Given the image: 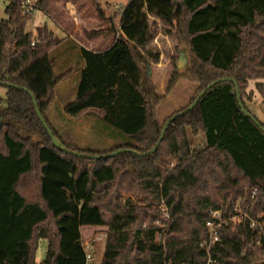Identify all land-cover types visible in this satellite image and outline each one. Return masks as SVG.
I'll use <instances>...</instances> for the list:
<instances>
[{
  "label": "trees",
  "instance_id": "trees-1",
  "mask_svg": "<svg viewBox=\"0 0 264 264\" xmlns=\"http://www.w3.org/2000/svg\"><path fill=\"white\" fill-rule=\"evenodd\" d=\"M92 1L115 42L102 52L82 48L86 66L65 112L73 118L95 115L117 131L110 148L65 139L47 116L63 77L51 56L62 40L47 26L34 38L27 29L34 11L27 12L23 0H11L0 22V87L6 89L0 93V264H85L82 228L103 226L101 264H207L200 246L208 237L207 221L215 210L227 220L237 215V206L249 218L235 228L226 224L211 255L217 264H264V229L251 227L264 222V131L240 107L233 81L210 88L194 109L168 125L157 150L144 155L86 158L65 152L54 144L33 98L71 151H150L180 111L161 124L156 109L162 97L148 88L145 61L158 63L160 55L147 47L160 21L190 53L183 68L172 57L169 89L181 78L199 84L183 109L211 82L228 77L237 81L250 111L251 80L264 103V0H130L118 24L104 0ZM35 6L48 12L50 0H36ZM189 131L203 135L205 144L193 147ZM41 239L48 248L37 262Z\"/></svg>",
  "mask_w": 264,
  "mask_h": 264
},
{
  "label": "rangeland",
  "instance_id": "rangeland-1",
  "mask_svg": "<svg viewBox=\"0 0 264 264\" xmlns=\"http://www.w3.org/2000/svg\"><path fill=\"white\" fill-rule=\"evenodd\" d=\"M10 1L11 0H0V22L2 19L7 17L5 9ZM129 1L130 0H104L103 6L106 8V11L109 14V16L114 17L116 23L118 24L120 21L122 12L125 9V7L128 5ZM33 3L35 4L36 0H33ZM34 13L35 14L33 15L32 19L28 22V27H27L28 31L33 32L34 38H36L38 35L39 27H43L46 24H48L49 27L51 28L57 27L54 21H52L43 10L38 9V10H35ZM152 20H154V17L151 18V21ZM159 25L161 26V28H159V31L156 33L155 37L149 42L147 48L149 50H152L153 53H158L160 52V50H163V52L165 53L164 54L165 57L163 58V64L161 65L151 63L152 73L149 76L148 88H152V90L155 91V93H157L158 96L162 97L156 109L158 121L162 124L173 113L183 109L192 101V98L197 93L199 84L197 82L188 80L187 78H181L171 89H169L170 80L174 72V65L172 64V57L177 58V60L179 61L181 51H183V49H186L185 55L187 56L188 64H189L190 53L187 50V44L186 42H184V40H179L176 37V35L166 33V31L170 30L171 28L169 25L164 24L160 21H159ZM65 33L66 32H64L63 30H60V28L57 27L56 35L58 38L63 39V42L61 43V47L59 48L56 47V49H54V51L51 54L53 59L56 57H58L59 59L58 60L59 66H57L55 69L58 75H60V73L67 71V70L63 71L62 69H68V68L71 69L72 67L75 70L78 69L79 64L81 63L79 58L77 59L74 58L70 60L69 62H66L65 58L67 56L64 53H61L59 50H61L62 48H66L67 46L77 44L76 41H79L87 46L92 45L90 40H88L86 37L82 35L81 31L79 33H76L74 37L73 36L69 37ZM160 33L162 35H160ZM159 46H161V49L159 48ZM158 54L161 55L160 53ZM188 64L186 66H188ZM78 80H79L78 74L72 75L69 79L63 81L62 85L58 87V93L60 92V89L63 86H67L69 91L73 93V91H76V89H78V83H79ZM262 80L264 81V79ZM247 92L248 94L252 95L251 99L249 100L247 99V104H248V107L251 113L259 121H262L264 123V103L256 87L255 80H251L249 82ZM0 93L2 95H6V89L0 87ZM70 97L71 96H64L58 100L59 102L54 103V104L52 102V104L48 106L47 116L56 128H58L57 125L59 122L58 115L62 113V105L64 102L70 101L71 99ZM67 116L71 118L72 120H76L75 118L70 117L69 115ZM88 120H89L88 118L82 119V122L84 125L83 127L84 139L89 140L92 143L91 145L93 146H100L104 144L106 137L103 134L97 135L95 133V129H94L95 127ZM2 121H4V119L2 116H0V122ZM189 138L192 141L193 147H201L205 144V137L203 135L196 136L191 131H189ZM34 139L39 140V137L35 135ZM164 205L165 204L162 203L163 210H166V206ZM237 211L239 212V215L235 216L232 221H230L227 218V223H226V224L231 223L234 228L237 224L243 223V221L246 218H249V212L245 211V209L238 207ZM263 214L264 213H261L260 216H263ZM225 225H223L222 228ZM256 226L257 227L259 226V229L263 230L264 222L260 220L259 221L257 220V222H252L251 227L255 229L257 228ZM101 231H107V227L103 226V227L84 229L83 243L86 245L88 241L93 242L97 236V233ZM258 245H259V242H258ZM93 246H94V249H95V252L98 258L101 259L102 254L104 252V248H105V240L95 241L93 243ZM47 248H48V241L41 239L39 241V248L37 250V259L44 258L47 252Z\"/></svg>",
  "mask_w": 264,
  "mask_h": 264
},
{
  "label": "crops",
  "instance_id": "crops-1",
  "mask_svg": "<svg viewBox=\"0 0 264 264\" xmlns=\"http://www.w3.org/2000/svg\"><path fill=\"white\" fill-rule=\"evenodd\" d=\"M103 4V2H102ZM45 12V11H44ZM48 17L54 21L56 26L66 32L69 37H74L76 33L82 32V35L86 37L92 45L87 46L79 41H76L77 44L67 46L66 48H62L59 50L61 53H64L67 57L65 58L66 62L74 58H79L80 64L78 69H62L63 73H60L58 76H63L61 81L57 84L55 88V98L53 100V104L59 102L58 100L64 96H71L70 101H72L77 94L76 91L71 93L67 86H63L58 93V87L62 85V82L69 79L72 75L78 74L80 81L81 71L86 66L85 58L82 54V48H86L93 52H102L109 49L115 42V35L108 31L110 27V23L102 20L99 17L98 9L92 0H51L48 12H45ZM35 14V13H34ZM109 16V14L107 13ZM110 17V16H109ZM50 30H52L55 35L57 32V27L51 28L48 24H46ZM44 27V26H43ZM92 31H101L98 35L89 36L88 33ZM160 35H162L160 33ZM57 36V35H56ZM61 39V38H59ZM63 42V39H61ZM61 42V43H62ZM61 43L57 46V48L61 47ZM161 49V46H159ZM56 49V48H55ZM186 50V49H183ZM58 51V50H57ZM58 53V52H57ZM56 53V54H57ZM160 59L158 63H153L157 65L163 64V58L165 57V53L163 50H160ZM55 69L59 66L58 57L55 58ZM151 64V63H150ZM56 71V70H55ZM57 73V72H56ZM71 93V94H70ZM66 101L62 105V113L58 115L59 122L57 125L58 131L64 136L65 139L72 141L73 143L78 144L84 148H93V149H104L110 148L116 143V136H118V132L114 129L107 126L99 117L95 115H85L79 118H75L76 120H72L69 118L65 112V106L70 102ZM88 118L89 122L95 127V133L97 135L103 134L106 137L104 144L100 146H93L89 140L84 139L83 137V122L82 119ZM87 228H96V227H83L82 233L84 236V229ZM43 258L37 259V262H40Z\"/></svg>",
  "mask_w": 264,
  "mask_h": 264
},
{
  "label": "water",
  "instance_id": "water-1",
  "mask_svg": "<svg viewBox=\"0 0 264 264\" xmlns=\"http://www.w3.org/2000/svg\"><path fill=\"white\" fill-rule=\"evenodd\" d=\"M180 59H179V63H178V66L179 68H183L185 67L187 64H188V59H187V56L185 55V50L181 51L180 53ZM145 64H146V67H147V70H148V73L149 75H151L152 73V70H151V64L149 61H145ZM227 80H231L235 83L236 85V90H237V94H238V102H239V105L240 107L243 109V111L245 112V114H247L250 118H252L256 124H258L261 129L264 131V126L261 124V122L244 106L243 102H242V99H241V95H240V90H239V86L237 84V81L234 79V78H228V77H222V78H218L216 80H214L213 82H211L209 85H207L201 92L200 94L196 97L195 101L190 104L187 108L183 109V110H180L179 112L175 113L173 116L170 117V119L166 122V124L164 125V129H163V132L161 134V137L159 139V141L157 142V144L154 146L153 149H151L150 151L146 152V153H139L138 151L136 150H133V149H126V148H123V149H119V150H116L114 152H111V153H108V154H91V153H84V152H77V151H71L69 150L62 142L61 140L56 137L53 133V131L51 130L49 124L45 121V118L42 114V112L40 111L39 107H38V103L35 99V97L33 96L34 98V102H35V106H36V109H37V112L39 114V117L41 118V120L44 122L46 128L48 129L52 139H53V142L54 144L64 150L65 152H71V153H74L75 155H80V156H83V157H86V158H107V157H110V156H115L121 152H126V151H130V152H133V153H136V154H140V155H144V154H149L155 150H157V148L159 147V145L161 144L162 140L164 139V135L166 133V130H167V127L168 125L174 121L177 117L181 116V115H184L186 114L187 112L191 111L192 109H194V107L197 105V103L199 102V100L201 99V97L210 89L212 88L214 85L222 82V81H227ZM8 85L10 86H14V84H11V83H7ZM16 86V85H15Z\"/></svg>",
  "mask_w": 264,
  "mask_h": 264
},
{
  "label": "built area",
  "instance_id": "built-area-1",
  "mask_svg": "<svg viewBox=\"0 0 264 264\" xmlns=\"http://www.w3.org/2000/svg\"><path fill=\"white\" fill-rule=\"evenodd\" d=\"M23 5L27 12L38 10L35 4L33 3V0H23ZM238 207L239 206H237L234 209L236 212H238L237 211ZM238 215H239V212L235 216H238ZM235 216L230 217L229 220H233ZM226 223H227V220L224 218L222 214V210L213 211L212 218L209 219L206 223V226L208 228V237L205 240L200 242V246L203 247L208 253L207 264H217V260L213 258V256L211 255V251L217 243L222 241L220 231L222 229V226L225 225ZM106 238H107V231H101L97 233V236L93 242L88 241L86 245L84 244L85 254H86L85 264H101V259L98 258L95 252L93 243L95 241L106 240Z\"/></svg>",
  "mask_w": 264,
  "mask_h": 264
}]
</instances>
